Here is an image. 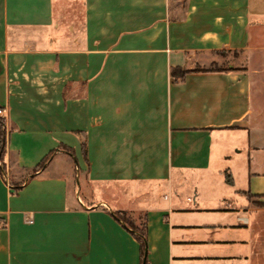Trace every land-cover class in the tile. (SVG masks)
Wrapping results in <instances>:
<instances>
[{
    "label": "crops",
    "instance_id": "crops-1",
    "mask_svg": "<svg viewBox=\"0 0 264 264\" xmlns=\"http://www.w3.org/2000/svg\"><path fill=\"white\" fill-rule=\"evenodd\" d=\"M0 108V264H264V0H0Z\"/></svg>",
    "mask_w": 264,
    "mask_h": 264
},
{
    "label": "trees",
    "instance_id": "trees-1",
    "mask_svg": "<svg viewBox=\"0 0 264 264\" xmlns=\"http://www.w3.org/2000/svg\"><path fill=\"white\" fill-rule=\"evenodd\" d=\"M173 73L174 74H178V75L179 74L183 75L185 73V71L176 68V69L173 70ZM4 123H5V118L3 116H0V161L4 159V155H5V150H4V141H5ZM51 155H52V152L48 156L44 157L42 159V161L34 169L30 170V172H27L26 175L24 176V178H22L21 181L14 182L12 180L11 183H10V187L12 189V192L13 193H17L20 190V188L22 187V185L24 184V181L26 180V178L29 177V175H34L35 172H37L38 170L42 169L46 165V163L49 161ZM227 181L231 183L232 182V178L230 176H228L227 177ZM116 215L121 220H123L124 223L129 225L133 230H135L136 232H139L140 234H142V236L144 235L143 229L139 228L138 226L133 225L130 222V219H128L123 212H118ZM139 239H140V241L142 243V246H144V242H143L142 238L139 237Z\"/></svg>",
    "mask_w": 264,
    "mask_h": 264
},
{
    "label": "rangeland",
    "instance_id": "rangeland-1",
    "mask_svg": "<svg viewBox=\"0 0 264 264\" xmlns=\"http://www.w3.org/2000/svg\"><path fill=\"white\" fill-rule=\"evenodd\" d=\"M216 59V62H214L213 66H228L229 64L233 63L236 59H235V55L233 53H228V52H225V51H222V52H219L218 54L215 55L214 57ZM10 179V182L12 181L11 178ZM101 195V194H100ZM104 199H110L106 196V194H104ZM124 202V200H123ZM259 204H263L261 202H259ZM126 217L128 219H130V222L135 225V226H138V225H143V222L142 220L137 217L136 215H131V214H128L126 215ZM260 249L262 251H264V228L262 229V232L260 233Z\"/></svg>",
    "mask_w": 264,
    "mask_h": 264
},
{
    "label": "built area",
    "instance_id": "built-area-1",
    "mask_svg": "<svg viewBox=\"0 0 264 264\" xmlns=\"http://www.w3.org/2000/svg\"><path fill=\"white\" fill-rule=\"evenodd\" d=\"M4 113H5V111H4V109L3 108H0V116H3L4 115ZM6 177V180H7V183L8 184H10V181H9V176H8V174L6 173V175H5Z\"/></svg>",
    "mask_w": 264,
    "mask_h": 264
}]
</instances>
